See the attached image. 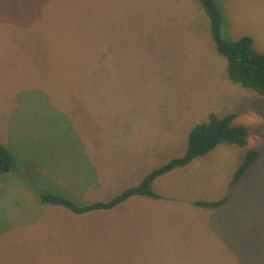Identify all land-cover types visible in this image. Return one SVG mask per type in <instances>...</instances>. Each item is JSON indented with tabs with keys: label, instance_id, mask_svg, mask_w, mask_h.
<instances>
[{
	"label": "rangeland",
	"instance_id": "1",
	"mask_svg": "<svg viewBox=\"0 0 264 264\" xmlns=\"http://www.w3.org/2000/svg\"><path fill=\"white\" fill-rule=\"evenodd\" d=\"M214 1L224 38L250 37L264 57V0ZM212 114L235 115L246 145L219 144L157 178L159 199L86 214L41 203L84 206L125 189L60 170L65 150L141 137L134 187L183 156ZM0 143L12 159L0 176V264H264V97L227 79L197 0H0ZM252 150L226 204L194 206L219 200Z\"/></svg>",
	"mask_w": 264,
	"mask_h": 264
},
{
	"label": "trees",
	"instance_id": "2",
	"mask_svg": "<svg viewBox=\"0 0 264 264\" xmlns=\"http://www.w3.org/2000/svg\"><path fill=\"white\" fill-rule=\"evenodd\" d=\"M197 1L208 17L210 35L216 52L226 61L227 79L232 84L238 85L256 96L264 97V57L254 51L252 39L250 37H242L236 41L225 39L221 31L222 13L217 3L214 0ZM235 118L233 114L221 117L210 115L206 122L198 123L189 132L187 147L183 156L152 169L136 186L125 188L108 201L79 206L67 198L52 194L41 195L40 201L46 205L64 207L74 214H86L112 210L133 196L157 200L160 196L152 188V183L157 178L176 168L189 165L193 160L206 155L219 144L246 145L247 130L244 127L234 126ZM257 157V153L253 150L245 155L243 161L234 171L226 192L219 200L196 201L193 203L194 206L218 208L226 204L230 197L231 188L245 176ZM11 164L12 159L9 152L0 143V176L9 172Z\"/></svg>",
	"mask_w": 264,
	"mask_h": 264
},
{
	"label": "crops",
	"instance_id": "3",
	"mask_svg": "<svg viewBox=\"0 0 264 264\" xmlns=\"http://www.w3.org/2000/svg\"><path fill=\"white\" fill-rule=\"evenodd\" d=\"M134 136L129 133H108L99 137L98 143L88 139L91 141L88 145L92 143L93 147L84 149L83 145V148L67 149L61 155L56 156L55 166L59 165L60 170L74 169L77 178L92 179L94 187H132V184L128 182L135 172L131 169L138 168L143 163L141 157L146 153V149L141 148L142 138ZM132 137L134 140H131ZM120 158H123L121 164L117 162ZM78 173H90L91 176L81 177Z\"/></svg>",
	"mask_w": 264,
	"mask_h": 264
}]
</instances>
